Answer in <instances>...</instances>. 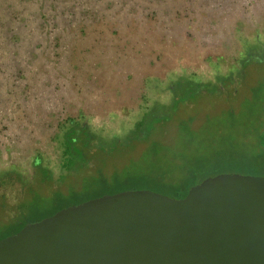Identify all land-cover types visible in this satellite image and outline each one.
<instances>
[{
    "label": "rangeland",
    "instance_id": "obj_1",
    "mask_svg": "<svg viewBox=\"0 0 264 264\" xmlns=\"http://www.w3.org/2000/svg\"><path fill=\"white\" fill-rule=\"evenodd\" d=\"M256 37L264 39V0H0V200L80 190L94 168L67 175L63 122L84 115L110 137L144 106L168 98L164 83L174 73L215 81L218 72L240 67V85L238 74H229L237 82L224 88L238 86L239 93L201 102L212 114L239 105L264 77L257 63H241L245 43ZM149 77L162 88L148 86ZM241 108L227 128L236 139L257 111L255 104ZM133 151L117 163L142 153ZM113 164L108 160L107 173ZM40 167L51 172L47 183Z\"/></svg>",
    "mask_w": 264,
    "mask_h": 264
},
{
    "label": "trees",
    "instance_id": "obj_2",
    "mask_svg": "<svg viewBox=\"0 0 264 264\" xmlns=\"http://www.w3.org/2000/svg\"><path fill=\"white\" fill-rule=\"evenodd\" d=\"M245 49L242 65L247 67L255 62L264 68V39L256 37L255 41L245 43ZM229 74H238L239 82ZM229 74L218 72L215 81L185 70L172 74L164 83L170 92L168 98L155 99L153 104L144 106L136 121L110 137L102 130L93 129L84 121V115L68 118L62 126L67 175L82 174L89 167L94 171L83 176L80 190L70 189L67 193L53 190L47 196L33 190L29 199L2 195L0 239L19 232L29 222L107 193L148 188L182 198L208 176L224 172L264 175V77L251 86L249 95L237 106L231 102L230 107L212 114L207 109L210 105L201 104L212 95L239 93L238 86L230 93H225L224 88L231 78L232 83L240 85L245 76L243 69L234 67ZM159 80L149 77L147 85L162 88ZM253 104L257 111L244 121L246 133L234 138L235 134L227 128L236 123L237 109L240 106L243 112ZM251 115H254L252 119ZM200 116L202 120L196 122ZM159 131L162 135L156 136ZM170 136L173 141L169 140ZM133 150L142 153L138 158L129 157L124 163H117L119 158L134 155L130 153ZM108 160L114 163L110 173H107ZM39 173L42 183L51 180L48 168L40 167ZM6 181L10 183L11 178L7 177Z\"/></svg>",
    "mask_w": 264,
    "mask_h": 264
},
{
    "label": "water",
    "instance_id": "obj_3",
    "mask_svg": "<svg viewBox=\"0 0 264 264\" xmlns=\"http://www.w3.org/2000/svg\"><path fill=\"white\" fill-rule=\"evenodd\" d=\"M0 264H264V175L224 172L182 198L126 189L0 239Z\"/></svg>",
    "mask_w": 264,
    "mask_h": 264
}]
</instances>
